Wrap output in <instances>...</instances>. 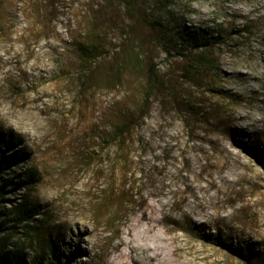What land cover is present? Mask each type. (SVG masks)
<instances>
[{
    "label": "rangeland",
    "instance_id": "1",
    "mask_svg": "<svg viewBox=\"0 0 264 264\" xmlns=\"http://www.w3.org/2000/svg\"><path fill=\"white\" fill-rule=\"evenodd\" d=\"M196 30L206 49L181 42ZM127 43L150 87L118 70ZM262 60L264 0H0V134L23 182L7 195L38 213L26 264H264Z\"/></svg>",
    "mask_w": 264,
    "mask_h": 264
},
{
    "label": "trees",
    "instance_id": "2",
    "mask_svg": "<svg viewBox=\"0 0 264 264\" xmlns=\"http://www.w3.org/2000/svg\"><path fill=\"white\" fill-rule=\"evenodd\" d=\"M179 36L182 43L186 42L193 49L202 50L209 45L205 37L197 30L194 33H185V35ZM78 49L80 51L79 56L83 61H89L96 57L94 56L96 48H93V44L80 43ZM123 51L126 52L127 56L125 55V63L118 65L123 66L118 67V70L128 68L129 71H144L146 85L150 87L156 77L154 67L146 64V62L143 63L141 52L129 43L126 44ZM199 60H201L200 55L195 56L192 63H189V67L183 71L186 74H191L192 66L198 64ZM131 123L130 119H123L113 126V133L118 138L124 136L130 131ZM14 142L15 139L11 135L0 134V264H26L22 243L26 242L38 230L35 219L38 213L36 206L31 203L29 197L22 196L18 201L11 202L7 195L13 194L17 186L23 183L18 175L14 174V168L22 156L21 152L14 151ZM29 177L30 175L26 181ZM50 252L52 254L53 250ZM36 261L34 258L30 264H37Z\"/></svg>",
    "mask_w": 264,
    "mask_h": 264
},
{
    "label": "bare ground",
    "instance_id": "3",
    "mask_svg": "<svg viewBox=\"0 0 264 264\" xmlns=\"http://www.w3.org/2000/svg\"><path fill=\"white\" fill-rule=\"evenodd\" d=\"M262 59V58H261ZM261 62H263L264 63V60H262ZM250 73V72H249ZM234 74V73H233ZM246 72L245 73H243V74H241V76H242V78H244L245 80H246ZM251 78V77H250ZM244 79H242V80H244ZM241 80V81H242ZM246 82V81H245ZM244 115L243 114H241L240 116H239V120L240 119H242V117H243ZM260 120H262V118H259L257 121H260ZM212 184V183H211ZM213 185V184H212ZM213 187V186H212ZM214 188H215V191H217V193H218V191H222V190H220V188L219 187H216V186H214ZM151 190V189H150ZM85 206V205H84ZM87 206V205H86ZM199 208L201 207L199 204L197 205ZM216 206V205H215ZM77 208V207H76ZM82 207H80V209H81ZM89 208V207H88ZM63 209V208H62ZM67 209H69V208H67ZM79 209V210H80ZM85 209V208H84ZM201 209V208H200ZM64 210H65V208H64ZM76 210V209H75ZM82 210V209H81ZM71 211H74V210H71ZM77 211V210H76ZM84 211V210H83ZM86 212V211H85ZM82 213V212H81ZM81 213H74V212H68L66 215H65V217L61 220V225H63L64 226V229H65V231H67V230H71L70 229V226H71V224H77V223H80L83 227H85V219H84V215L83 214H81ZM84 213V212H83ZM87 213V212H86ZM64 214V213H63ZM63 216V215H62ZM94 223V222H93ZM98 226V225H97ZM96 226V224L94 223L93 225H92V228L91 229H83V232L84 233H86V235L87 236H89V234L90 233H94V232H96V231H99V228ZM149 257V256H148Z\"/></svg>",
    "mask_w": 264,
    "mask_h": 264
}]
</instances>
